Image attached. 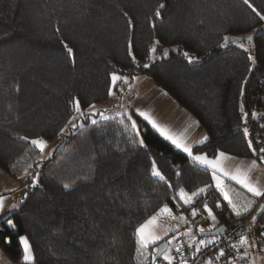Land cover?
Masks as SVG:
<instances>
[{"label":"trees","instance_id":"1","mask_svg":"<svg viewBox=\"0 0 264 264\" xmlns=\"http://www.w3.org/2000/svg\"><path fill=\"white\" fill-rule=\"evenodd\" d=\"M257 12L264 15V0H0V169L14 178L32 163L37 169L40 151L30 140L56 138L76 100L84 111L106 100L115 73L149 76L189 112L207 132L196 153L261 160L252 100L264 77ZM153 47L171 50L151 61ZM134 117L138 133L127 116L93 123L85 112L1 222L0 251L12 264L24 263L20 236L31 264H154V248L168 237L141 255L135 230L165 204L174 208L180 188L212 185L193 205L207 196L228 229L248 216L232 214L210 169ZM153 161L165 179L152 175Z\"/></svg>","mask_w":264,"mask_h":264},{"label":"rangeland","instance_id":"2","mask_svg":"<svg viewBox=\"0 0 264 264\" xmlns=\"http://www.w3.org/2000/svg\"><path fill=\"white\" fill-rule=\"evenodd\" d=\"M170 50H171V48H164L163 47L160 50H157V48H156V52L153 53L151 51L150 60L152 61L156 58H160L162 56H167L169 54ZM251 58L254 59V55L252 52H251ZM115 74L117 76L121 77L120 74H117V73H115ZM124 78L127 79V82H125L122 79L123 81L121 82V85H118L120 80L116 82L115 86H113V83L111 84V88H112L111 91L114 92V95H111L108 99H106L100 103L93 104V105H95L94 111L91 110L89 107L85 111L82 109L81 110L88 113L89 118L93 121L97 120L98 118L111 117V116H127L128 118L131 117V120H135V117H134L135 113H137L139 116H141L139 113L144 112L152 120H153L154 116H157V118H159V120L155 121L156 124L159 125L161 128H164V127H162V125H164L165 126L164 129L169 134H172L174 136L176 133L174 132V130L169 129V127H168V123H170L169 119L172 117L170 107L169 106L162 107L161 111H164V113L162 114L163 116L160 115V113L158 115H154L155 109H156L155 108V100L157 98H159V96H160L159 93H161L162 95H165V97H170L168 95V93L166 91H164L163 89L159 88L149 76L140 74V75L135 76L132 79L128 78V77H124ZM115 87H117V89H119L118 94H117V92H115V90H116ZM154 87H157L158 90H154ZM160 101L161 100H159L158 103ZM170 101H171V103H176L174 101L172 102V100H170ZM100 113H103V115H101ZM74 116L78 117L77 120L73 121V123L76 126L72 127L71 125H69V123H67L65 125V127L63 128V129H66L63 132V134L60 133L53 140H46L44 138H33L30 140V141H32L34 139H42L46 142V147L44 148L43 152H41L40 149L38 147H36L40 151V156L38 159L39 163H38L37 169H36V166L32 163L31 165L28 166V168H26L19 175L18 178L11 177L6 172H4L3 170L0 169V198H3V200H4V208H3V211L0 212V227H1V222L4 219H6L10 214L15 212L16 210H18L19 206L23 203L25 197L27 196L28 190L33 188L35 185L38 184V180H39V176H40V170L45 165L46 160L54 153V151L56 149H58L62 145L64 139L66 138V136L70 133V131L72 129L76 128L79 125H83L85 116H79L78 113L76 112V110H75ZM141 117L143 118V116H141ZM254 117H256V115H254ZM171 120H172V118H171ZM147 122L150 124L149 121H147ZM155 129L157 130V128H155ZM162 136H164V135H162ZM254 142H255V140H254ZM232 156H229V157H232ZM252 158H254V157H252ZM256 159L257 158L251 159V158L234 156V157H232V159L225 161L224 166L227 170L232 172V171H234V168L235 169L236 168L247 169L251 165L252 161H256L257 166L251 172V176H252V179L254 181L257 180L259 182L260 186H262L264 184V160H259V161H262V162H259L258 159L257 160ZM236 163H238V164H236ZM226 180H228V179H226ZM230 187L232 189H234L235 193H239V197L237 198V202L240 203L241 205L245 204L248 200H254V198H255L252 196L251 193H249L247 191V189L243 188L241 185L237 186L234 184V186L231 185ZM178 198H179V196H178ZM259 200L256 203H258ZM205 202L207 203V196L204 197L203 202L198 203L197 205H192V207H194L197 210L198 215H203L204 213L207 214V211L203 207ZM262 205H264V204H262ZM227 206L231 209V207L228 204H227ZM259 209H261V207ZM176 210H178V209H176ZM254 210L255 209H252V211L248 215H250ZM190 211H189V213L191 214ZM231 211H232V209H231ZM213 213H214V210H213ZM214 215H215V213H214ZM177 216H179V214ZM190 216L191 217H189L188 221H189V224L193 227L192 223L195 224V222H191V219L193 218V216L192 215H190ZM197 216H195V217H197ZM219 221L220 220L217 221V216H216V221L210 220L207 216L205 226H201V227H203L205 229H209V227L212 228V225H213L212 223H214L215 226H218V224L220 223ZM158 225L159 226H158L157 230L161 235H163V233L165 231L168 232V235L171 234V236H169L166 239L167 241L166 240L164 241L169 246L174 244V243H172L175 240V239H172L173 236L178 238L180 235L179 233L186 232V230L188 229L187 224H185L183 221L171 220L169 218L166 219L165 223H163V222L158 223ZM193 229L196 233H198L199 230L197 228L193 227ZM252 229H253V226L250 228V230L249 229L248 230L252 231ZM210 238L211 237H206L205 239H210ZM168 241H171V243H168ZM22 246H23V244H22ZM31 250H32V248H31ZM143 251L145 252V250H143ZM239 262H240V260H239ZM0 264H12V262H10L6 258V256L2 253V251H0ZM23 264H25V262ZM30 264H31V262H30Z\"/></svg>","mask_w":264,"mask_h":264},{"label":"snow or ice","instance_id":"3","mask_svg":"<svg viewBox=\"0 0 264 264\" xmlns=\"http://www.w3.org/2000/svg\"><path fill=\"white\" fill-rule=\"evenodd\" d=\"M249 0H245V3H248ZM164 5L161 4L159 8H163ZM249 7H252L251 4H249ZM159 8L156 11V15H160ZM253 11H256L253 8ZM257 15L260 16L261 20H264V15H260L259 12H257ZM248 40H251L252 37L249 36L247 37ZM225 41L229 40V37L225 36L224 37ZM157 43H159L157 41ZM67 47V46H66ZM240 47H244L243 43H241ZM69 53L72 51L70 48L68 49ZM151 51L154 53L156 52V48L153 47ZM185 56L188 54L185 53ZM251 59V57H249ZM135 59V57H133ZM191 59V57H189ZM147 67V65H145ZM124 80L127 82L126 78L117 76L116 74L112 75V83L113 86L116 85V82L119 80ZM110 95H114V92L111 90L109 91ZM89 108L91 110H95V105H89ZM75 110L78 113L79 116H85V112L81 110L80 108V102L79 100L75 101ZM241 111L243 112V107H241ZM103 115V113H100ZM143 118L147 121H149L153 127L157 128L158 131H160L161 135H164L168 140H170L177 148L182 149L183 152L187 153L188 156L191 157V159L198 163L199 165L205 167L206 169L211 170V179L214 181V187L219 190L221 196L223 197L224 201L227 202V204L231 207L232 211L237 215L241 216L245 213H247L253 204L255 203L254 200H248L245 204L241 205L240 203L237 202V198L239 197V193H235L234 189H232L229 185L225 183V179H229L232 181H235L237 184L241 185L243 188L247 189L249 193L252 194L253 197H264V187H261L258 181H254L251 176V172L253 169L256 168L257 162L252 161L251 165L247 169H241V168H236L234 171L230 172L227 170L224 166V162L232 159V157H229L226 155L224 152H220L218 157L215 159H210L208 155L205 154H197L194 155L192 151V147L183 142L180 139H177L175 136L172 134H169L164 128H161L159 125L156 124L154 120H152L147 114L144 112L139 113ZM245 116H247V113H244ZM253 115H256L253 113ZM77 116H73L71 120H69V125L72 127H75L76 125L73 123V121L77 120ZM131 119V117H129ZM94 123V121H93ZM131 127L133 130H136L137 133L139 132V129L137 127L136 121L132 120L131 122ZM66 129H61V133ZM243 132L245 135H248V129L245 127L243 129ZM27 139V138H25ZM206 140L207 137H204ZM33 145L38 147L41 152H43L44 148L46 147V142L42 139H34L31 141ZM139 143L141 145H144V140L140 139ZM248 146L251 148L252 147V141L248 140ZM253 152H255V149H252ZM261 153H264V148L260 149ZM261 160H264V156L260 157ZM152 175L159 177L160 179H165L162 175V173L156 168L155 162L153 161V168H152ZM65 188L69 187V185L65 184ZM209 187H212V185H205L204 187H200L196 189L195 191H192L191 193L187 192L184 188H180L178 192L179 198L183 201L184 204L186 205H191L194 201L195 197H198L202 194H204ZM174 197L173 199H175ZM216 207H220V204L217 203L215 205ZM204 209L207 211L208 218L212 221H216V216L213 213L212 208L209 207V205L205 202L203 205ZM4 208V200L3 198H0V212L3 211ZM261 211H264V205H261ZM191 215L193 217L198 215V212L195 208L191 210ZM167 216L171 220H179L183 221L185 224L189 223L187 218L183 215H175L172 211V208H170L167 204H165L163 207H161L154 215L150 216L147 218L143 223H141L135 230V235L137 236V243L139 244V248L137 249V252L141 255L145 254L143 250H147L150 246L155 245L158 241L162 240L164 236L168 235V232L165 231L163 235H161L158 232V221L160 217ZM253 220H255V217H253ZM9 226L14 227L15 225L12 224L11 221L8 222ZM215 227V224L212 225V228ZM212 228L205 229L203 227H200L198 230L201 233H204L205 231H211ZM193 230L191 227H189L184 235H192ZM172 239H176L175 236H173ZM20 242L23 244V261L25 264H30L34 260V255L31 250V246L29 244L28 238L25 236H20L19 237ZM168 243H171V241H168ZM201 243L203 244L204 241L202 240ZM240 244L243 246H251L249 243V239L247 236L241 237L240 239ZM233 248H237L236 245H232ZM155 253L157 256H161L164 260L169 261V264H171V261L174 259L171 255H169V249L166 247H157L154 248ZM179 251V249H177ZM199 251V249H197ZM224 252L223 250L220 251V256H223ZM245 256L247 253L244 254ZM242 259L244 258L243 256L241 257ZM184 264H187L185 261ZM208 264H212V261H209Z\"/></svg>","mask_w":264,"mask_h":264},{"label":"built area","instance_id":"4","mask_svg":"<svg viewBox=\"0 0 264 264\" xmlns=\"http://www.w3.org/2000/svg\"><path fill=\"white\" fill-rule=\"evenodd\" d=\"M252 100L253 112L256 114V117L261 120L262 126L254 136L255 144L260 150L264 148V77L260 78L259 88L252 95ZM262 204H264V201L260 199L255 210L237 224V226L229 229L226 234L212 237L204 241L203 244L200 243L194 246L191 244V241L179 240L176 245L169 250V255L174 258L171 264H184L185 261L187 264H208L209 261H212V264H218L223 259H226L231 264H239L242 252L240 239L246 236L247 230L253 225H256L259 228L260 236L264 239V222L253 220L255 212ZM207 216L208 214L204 213L203 215L193 217L191 219V222H195V224L192 223L193 227L199 229L201 226H205ZM232 245H236L237 248H233ZM177 249H179V251H177ZM197 249H199V251H197ZM221 250L224 252L223 256H220ZM154 264H169V261L159 256L155 259Z\"/></svg>","mask_w":264,"mask_h":264},{"label":"crops","instance_id":"5","mask_svg":"<svg viewBox=\"0 0 264 264\" xmlns=\"http://www.w3.org/2000/svg\"><path fill=\"white\" fill-rule=\"evenodd\" d=\"M118 90L119 89L115 90V92H117V94L119 93ZM154 90H158L157 87H154ZM159 95H160L159 98H157L155 100V108L156 109H155L154 115H158L159 113H160V115H162L164 113V111H161L162 107L169 106L171 109V114H172V117H171L172 120L170 118L169 119L170 123H168L169 129L174 130V132L176 133L174 136L177 139L182 140L183 142H185L186 144H188L189 146L192 147V151H193L194 155L202 154V153H196L194 151V146L196 144H199V143L205 141L204 137H207V132L205 131V129L189 112H187L185 109H183L180 105L178 106L176 103H171L170 100H172V102L174 101L171 97H165V95H162L161 93H159ZM110 96L111 95H109V97ZM159 100H161V101L158 103ZM153 120L158 121L159 118H157V116H154ZM162 127L165 128L164 125H162ZM225 154H227V153H225ZM218 155H219V153L215 157H209V156L208 157L210 159H215L218 157ZM227 155L232 156L230 154H227ZM232 157H234V156H232ZM251 159H255V158H251ZM259 162H262V161H259ZM236 164H238V163H236ZM234 170H235V168H234ZM225 183L229 186H231V185L234 186V184L237 186L239 185L235 181H232L229 179L228 180L225 179ZM213 185H214V181H213ZM261 187H264V184ZM259 199H263V201H264V197H255L254 198L255 203L253 204L251 209L247 213H245L241 216L248 215L252 211V209H255L256 204H257L256 202ZM224 202H226V201H224ZM193 203H194V201H193ZM193 203L191 205H186L183 203V201L180 198H178L174 208H172V211L175 215H178V214L183 215L187 218V220H189V217H191L190 216L191 214L189 213V211L194 208V207H192ZM176 209H178V210H176ZM231 212H232V214L237 216L233 211H231ZM262 215H264V211H261V209H258L254 214L255 221L258 220L259 218H261ZM241 216H238V217H241ZM167 218H168L167 216L160 217L158 223H162V222L165 223ZM218 220L219 219L217 217V221ZM212 224H214V223H212ZM218 225H221V224H218ZM189 227H191L193 230L192 235H184L185 232H181V233H179L180 234L179 237L176 238L172 242L174 244H172L171 246H169L167 243L163 242L166 244V248H168V249L172 248L173 246L176 245V243L179 240H182V239L191 241V244L193 243L192 245H194V246L199 245L202 240L203 241L208 240V239H205L206 237L204 239L199 238V234L201 232L198 231V233H196L194 231L193 227L189 223H187V228H189ZM215 227H217V226H215ZM249 230L247 231L246 236L248 237L249 243L251 246H243L242 245V247H241L242 252H241L239 264H264V239L261 236H260L261 238L260 237L258 238L257 235H255V232H254L255 228L254 227H253L252 231H249ZM169 236H171V234L164 236V238L169 237ZM245 253H247L246 256L244 255ZM242 256L244 257L243 259L241 258ZM219 264H230V263L226 259H223L220 261Z\"/></svg>","mask_w":264,"mask_h":264},{"label":"water","instance_id":"6","mask_svg":"<svg viewBox=\"0 0 264 264\" xmlns=\"http://www.w3.org/2000/svg\"><path fill=\"white\" fill-rule=\"evenodd\" d=\"M263 32H264V27L257 34H261ZM227 232H228L227 226L225 224H221V225H218L217 227L213 228L211 231H205L204 233H202V235L204 237H216V236L226 234ZM161 246L166 247V244L162 243L159 247H161ZM155 257H158L157 254H155Z\"/></svg>","mask_w":264,"mask_h":264}]
</instances>
